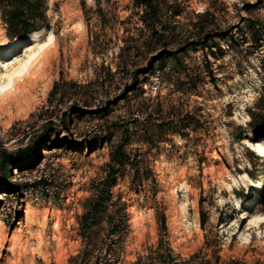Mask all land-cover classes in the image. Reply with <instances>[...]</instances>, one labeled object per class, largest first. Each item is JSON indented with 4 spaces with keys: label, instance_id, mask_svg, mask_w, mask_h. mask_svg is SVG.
I'll return each instance as SVG.
<instances>
[{
    "label": "rangeland",
    "instance_id": "obj_1",
    "mask_svg": "<svg viewBox=\"0 0 264 264\" xmlns=\"http://www.w3.org/2000/svg\"><path fill=\"white\" fill-rule=\"evenodd\" d=\"M177 2L195 23L192 12L215 13L198 26L218 59L191 48L176 53L188 67L180 69L175 48L147 46L132 0H111L102 14L94 0H48L43 40L54 34L56 47L0 98V264H264V223L256 224L264 157L252 150L264 129L250 126L264 98V34L256 46L247 28L250 20L264 28V0ZM1 11L0 46L17 39L7 38ZM35 34L4 50L2 61L24 58ZM174 110L194 118L195 128L182 129L189 137H159ZM127 128V149L142 152L156 178L158 204L120 177L114 191L130 204V233L83 257L80 217ZM143 130L151 148L139 143ZM8 155L14 165L4 164Z\"/></svg>",
    "mask_w": 264,
    "mask_h": 264
},
{
    "label": "trees",
    "instance_id": "obj_2",
    "mask_svg": "<svg viewBox=\"0 0 264 264\" xmlns=\"http://www.w3.org/2000/svg\"><path fill=\"white\" fill-rule=\"evenodd\" d=\"M94 1L98 6L97 14H102L104 6H110L111 0ZM132 1L138 11L135 15L138 16L139 22L143 26L142 29H135L148 32L147 46L160 44L165 48H175L176 50L170 53V57L180 69L188 67L184 66L176 53L186 52L191 48L200 47L204 52L209 48L211 55L218 59L216 52L212 50L213 47L204 41L205 28L198 26V23L204 19L215 18V13L211 8L202 13L192 12L193 18L198 20L195 23L192 19L185 17L186 6H182L177 0ZM47 3L48 0H0L1 19L5 25L7 38L28 37L47 26L48 19L45 13ZM247 28L251 34V43L258 46L263 40L264 28L256 30L257 28L251 20ZM205 58L206 64H209L207 56ZM208 72L212 75L211 77L214 76L211 68L208 69ZM186 75L189 79L188 83H193L188 72ZM182 83L186 84L187 82L183 81ZM56 90L57 85L54 84L50 96H53ZM256 109L250 112V126L258 131L264 129V98L259 100ZM173 112L169 113V117H163L162 119L166 120L158 124L159 137L166 135H177L183 139L189 137L182 129L195 128L194 118L189 115L180 116L175 110ZM135 121H138L137 118ZM131 135L129 128L123 131L122 143L111 150V161L107 165L106 177L94 186L93 196L86 201L85 212L79 220L81 237L86 247L83 257H89L94 252L92 249L98 247L123 244L130 233V204L125 200L124 193H115L114 191L120 177H130L132 182V186L129 188L130 192L138 195L142 192L150 193L149 196H146V201H152L151 203L155 207L158 204V184L150 166L143 158V153L139 150L127 149ZM139 143L151 148L152 140L148 130H143L142 135L139 136ZM3 158L4 164L14 165V160L10 155ZM157 218L160 227L166 230L165 212H157ZM200 221L204 228L205 215L203 213L200 214ZM215 243L219 242L215 240Z\"/></svg>",
    "mask_w": 264,
    "mask_h": 264
},
{
    "label": "bare ground",
    "instance_id": "obj_3",
    "mask_svg": "<svg viewBox=\"0 0 264 264\" xmlns=\"http://www.w3.org/2000/svg\"><path fill=\"white\" fill-rule=\"evenodd\" d=\"M45 31L46 28H43L41 31L36 32L33 38H29V40H32L31 44L34 45V47L30 49L22 59H10L6 62L2 61L3 51L16 48V46L20 44L19 42L21 38L14 40L17 41L15 45L13 44L14 41L6 40L0 46V75L2 72L1 68H4L5 66L4 63L7 64L5 74L2 75L0 80V98H5L15 91L19 82L26 81L36 65H43L46 62L51 50L56 47L57 41L54 34H51L46 40H43ZM252 150L258 155V157H263L264 143L257 142L253 144ZM238 203L240 208L244 206L242 200H238ZM263 223L264 217H258L256 224L261 225Z\"/></svg>",
    "mask_w": 264,
    "mask_h": 264
}]
</instances>
